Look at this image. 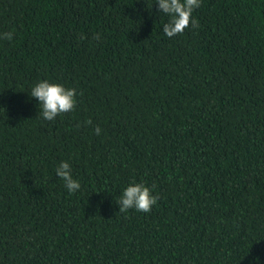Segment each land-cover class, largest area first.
Wrapping results in <instances>:
<instances>
[{
	"label": "trees",
	"instance_id": "1",
	"mask_svg": "<svg viewBox=\"0 0 264 264\" xmlns=\"http://www.w3.org/2000/svg\"><path fill=\"white\" fill-rule=\"evenodd\" d=\"M165 15L0 0V264H264V0H202L173 37ZM40 79L74 110L43 120ZM133 181L151 211H119Z\"/></svg>",
	"mask_w": 264,
	"mask_h": 264
},
{
	"label": "clouds",
	"instance_id": "2",
	"mask_svg": "<svg viewBox=\"0 0 264 264\" xmlns=\"http://www.w3.org/2000/svg\"><path fill=\"white\" fill-rule=\"evenodd\" d=\"M202 0H154L158 8L165 13L167 20L163 24V33L173 37L190 26L197 25L193 17V11L198 8ZM3 39L11 40L12 33H2ZM29 94V93H28ZM76 89L65 87L64 84L52 82L49 79H40L30 88V97L38 101L39 116L46 121L54 120L59 114L71 112L76 106ZM101 129L97 127L95 132L100 134ZM55 174L64 182L67 191L72 194L81 190V182L74 178L71 171V164L61 160L55 167ZM158 196L153 193L145 183L130 182L124 187L118 197L117 204L119 211L125 212L129 209L149 212L157 204ZM258 257L252 258L249 264H258Z\"/></svg>",
	"mask_w": 264,
	"mask_h": 264
}]
</instances>
